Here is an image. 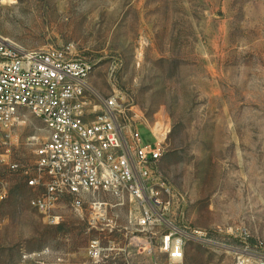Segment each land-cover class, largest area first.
<instances>
[{"label": "rangeland", "instance_id": "1", "mask_svg": "<svg viewBox=\"0 0 264 264\" xmlns=\"http://www.w3.org/2000/svg\"><path fill=\"white\" fill-rule=\"evenodd\" d=\"M1 38L25 50L69 48L90 65L100 97L121 92L145 124L168 123L158 168L183 195L170 216L215 231L214 245L188 243L182 264H256L264 254V0H0ZM21 112L3 147L8 160L31 169L47 133ZM0 181V264H89L91 238L104 247L101 264H165L147 246L155 240L137 227L132 202L96 196L116 218L108 236L89 229L87 201L75 210L63 196L51 213L57 223H49L30 207L38 190L24 175L0 165ZM228 226L244 228L245 242H222L218 228ZM246 244L255 256L248 262Z\"/></svg>", "mask_w": 264, "mask_h": 264}, {"label": "built area", "instance_id": "2", "mask_svg": "<svg viewBox=\"0 0 264 264\" xmlns=\"http://www.w3.org/2000/svg\"><path fill=\"white\" fill-rule=\"evenodd\" d=\"M90 71V65L69 48L25 50L0 39V146L10 143L23 123L22 109L39 118L47 133L34 149L31 169L8 160L5 147L0 153L1 166L19 171L27 186L38 190L30 207L56 224L58 217L51 213L63 196L70 198L75 210L87 201L89 229L111 236L117 230L115 215L108 214L110 205L96 196L104 193L120 203L128 200L137 208V227L155 240L147 246L158 248L165 264H182L188 243L216 244L215 231L175 224L170 216L174 199L179 203L183 195L158 168L168 123L145 124L138 106L121 92L100 97L88 81ZM140 127L147 129L150 140L142 138ZM5 197L0 181V202ZM217 233L222 242H245L247 236L240 226L218 228ZM106 246L113 248L115 241L108 237ZM103 249L99 238L88 241L89 264L102 263ZM248 249L246 244V262L255 258ZM255 260L264 264V254Z\"/></svg>", "mask_w": 264, "mask_h": 264}]
</instances>
